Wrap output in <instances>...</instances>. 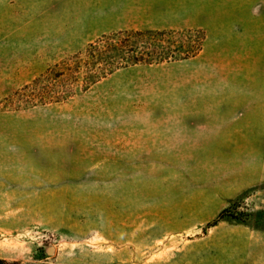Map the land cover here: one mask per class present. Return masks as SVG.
Wrapping results in <instances>:
<instances>
[{"label": "rangeland", "instance_id": "374dc122", "mask_svg": "<svg viewBox=\"0 0 264 264\" xmlns=\"http://www.w3.org/2000/svg\"><path fill=\"white\" fill-rule=\"evenodd\" d=\"M130 5L116 28L104 0H0V258L264 264V184L235 193L231 146L179 136L247 90L233 0ZM128 31L167 32L174 57L96 75L91 46Z\"/></svg>", "mask_w": 264, "mask_h": 264}, {"label": "crops", "instance_id": "0c3cea01", "mask_svg": "<svg viewBox=\"0 0 264 264\" xmlns=\"http://www.w3.org/2000/svg\"><path fill=\"white\" fill-rule=\"evenodd\" d=\"M142 1L104 0L105 19L116 28L130 26L128 4L132 6L131 11H135L136 4ZM256 2L233 0L234 17L239 23L242 19L243 24L237 35L234 34L232 78H237L238 83L242 80L247 90L235 91L231 117L217 118L220 126L191 129L179 135L186 140L216 141L217 145L231 146V179L235 193L264 184V0H259L263 5L255 14L253 4ZM94 4L92 1L88 4L89 11L94 10Z\"/></svg>", "mask_w": 264, "mask_h": 264}, {"label": "trees", "instance_id": "16d2710c", "mask_svg": "<svg viewBox=\"0 0 264 264\" xmlns=\"http://www.w3.org/2000/svg\"><path fill=\"white\" fill-rule=\"evenodd\" d=\"M167 32L164 31H128L122 33L121 36L109 38L106 40V46L101 47L98 45H92L90 56L99 58L103 61L99 62V70L95 73L98 76H104L109 71L127 63L137 62H151L155 60H164L174 57L175 50L166 48L162 37H165ZM149 38L144 40L143 38ZM161 37V38H159ZM161 45V46H159ZM202 48V43L198 44L197 49L188 50L183 54V57H189L195 55ZM111 53V54H110ZM88 79V78H87ZM90 79V78H89ZM0 264H22L19 261H8L4 258H0Z\"/></svg>", "mask_w": 264, "mask_h": 264}]
</instances>
